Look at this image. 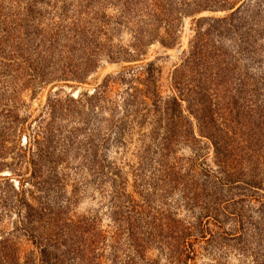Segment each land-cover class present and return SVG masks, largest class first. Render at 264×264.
Returning a JSON list of instances; mask_svg holds the SVG:
<instances>
[{
	"label": "rangeland",
	"instance_id": "374dc122",
	"mask_svg": "<svg viewBox=\"0 0 264 264\" xmlns=\"http://www.w3.org/2000/svg\"><path fill=\"white\" fill-rule=\"evenodd\" d=\"M237 138L264 160V0H0V264H264Z\"/></svg>",
	"mask_w": 264,
	"mask_h": 264
},
{
	"label": "trees",
	"instance_id": "16d2710c",
	"mask_svg": "<svg viewBox=\"0 0 264 264\" xmlns=\"http://www.w3.org/2000/svg\"><path fill=\"white\" fill-rule=\"evenodd\" d=\"M243 144L244 140L241 138H237L232 145L226 140L224 142L221 141V144L220 141H217V143L215 142L216 155L219 156L217 161L220 165V172H223L225 178L232 179L234 181L238 178V180L243 182L246 181L252 184H264V160H260L259 154H251L250 148H247ZM177 233L179 232H175L176 237L171 235L168 241L163 242L165 244L163 249L167 248V252L171 251L172 253L171 246H173L175 251H178L179 253L176 259L180 260L184 243L183 241H180ZM144 248L146 247L140 245L139 243L133 245L132 243L129 244L128 252H125L123 258L124 261L121 262V264H139V262L145 258ZM115 258H121V256H115ZM120 260L121 259H117V262H120Z\"/></svg>",
	"mask_w": 264,
	"mask_h": 264
}]
</instances>
